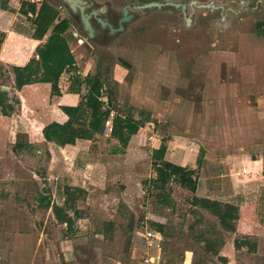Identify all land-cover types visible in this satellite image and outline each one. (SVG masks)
Wrapping results in <instances>:
<instances>
[{
	"label": "rangeland",
	"instance_id": "1",
	"mask_svg": "<svg viewBox=\"0 0 264 264\" xmlns=\"http://www.w3.org/2000/svg\"><path fill=\"white\" fill-rule=\"evenodd\" d=\"M149 1L87 0L95 9L108 8L114 25L120 23L125 6ZM22 2L57 9L59 18L70 24L66 37L75 54L92 75L103 78L116 114L141 121L149 144L154 138L173 141L172 159L185 153L198 170V157L208 149L215 154L230 146L233 134L253 135L254 141L264 143L261 3L232 5L235 12L229 14L196 10L191 27L171 9H129L136 21L124 24L125 33L108 31L94 41L79 16L63 3L16 0L14 5ZM3 88H9L15 111L7 117L0 108V264H264V231H256L254 212L234 222L236 233L226 231L209 210L194 205L197 193L175 178L164 189L171 206L158 204L156 173L147 155L138 160L144 161L137 167L141 176L136 180L128 173L91 170L89 192L77 204L81 219L67 231L53 210L42 206L41 198L62 206L67 177L75 174L50 171L49 147L30 143L31 135L48 120L54 101L47 89L17 94L12 66L0 62ZM234 104L237 108L231 110ZM18 143L22 147L15 149ZM138 161L129 159L131 165ZM76 177L86 180L83 173ZM68 212L75 218L72 210ZM157 224L163 226V234L155 230ZM235 240L249 245L238 250ZM251 245H256L255 251Z\"/></svg>",
	"mask_w": 264,
	"mask_h": 264
},
{
	"label": "crops",
	"instance_id": "2",
	"mask_svg": "<svg viewBox=\"0 0 264 264\" xmlns=\"http://www.w3.org/2000/svg\"><path fill=\"white\" fill-rule=\"evenodd\" d=\"M162 1H173L188 4L186 12L191 16L190 23H187L185 15L182 11L173 7H163L162 9L154 10H174L176 13L183 16L186 27H191L196 10L229 14L230 12H235V8L232 7V5L239 3L241 7L245 8L248 6L250 0ZM255 1L261 3L264 7V0ZM150 2H153V0H150L149 3ZM15 3L16 0H9L8 10H4L1 8L0 0V33H4L6 36L0 48V62L7 66L25 67L34 57L38 59V56H36V50L40 45L47 41L48 35L44 38V40L35 39L34 25L28 21L26 17L20 14L19 11L21 3L16 6L14 5ZM202 5L208 6L201 7ZM223 19L224 17H222V20ZM135 21L136 20L131 21V23L133 24ZM127 29L128 27H125L124 33ZM93 40L97 41L98 39ZM260 40L264 42V38ZM69 45L75 57V64L74 68L68 69L62 74L59 82V96L52 95L51 85L45 83H36L24 86L22 90L17 93L20 94L25 89H47L49 90V97L54 101V106L47 113L48 120L40 125V128L36 131L35 136L31 135L30 143H46L49 147V152L51 154L50 171L55 169V171L60 172L61 170L67 169L70 170L72 174H75V176L71 178L67 177L68 183H66V185L68 186L83 188L89 192L88 186L91 184V178L88 174L91 170L92 173L96 170L99 174L105 173L120 175L121 173H128L131 180H136L137 176H141L137 167H141L144 160L134 162L133 165H131L129 162L130 158L128 150L123 149L119 141L112 136L114 119L117 116L116 112L118 110L110 113L109 118L105 122L103 134H97L92 140H77L74 145L62 147L55 143L47 142L43 136V128L46 125L53 122L64 124L69 120V117L62 110V107H78L81 103L82 96H84L89 89L85 82L87 77L94 76L87 64L82 65L83 63L81 62V58L75 54L70 41ZM260 45L263 47V43H260ZM237 70L239 72V68H237ZM77 80L82 82L80 87L79 85L74 84ZM101 81L104 84L102 100L107 104L110 97L106 93L107 89L103 78H101ZM70 89H80L81 94L73 93ZM111 104L113 106L112 97ZM235 108H237L236 104L231 106V110ZM128 116L129 115H124L123 117L125 118ZM133 118L137 121L135 117ZM231 118H233V115ZM231 127L234 126L232 125ZM145 130L146 129L143 128V136L146 139V144L140 150L144 151L145 155H147L145 160L150 159L152 162V151L155 138L152 143L149 144V139ZM252 137L253 135L247 136L243 134L242 137L238 138L235 134H233V141L232 144L230 143V146H226L225 148L221 147L222 150L217 149L215 154L210 152L211 150L208 149L205 156H201L202 161L198 170L196 161L192 160L189 162L188 159L184 158L185 153H179L175 158L176 160L172 159V151H174L175 148L173 141L167 143L165 160L185 168L189 166L190 170L192 169L197 171L196 193L199 198L236 206L243 211V219H246L245 213H248L249 211L252 213L254 212L251 215H255L256 217L251 220L253 225L256 226V231H264V152H261L264 151V143H262V141H254L255 139H252ZM194 158L196 157L194 156L193 159ZM179 160L181 163L176 164V161L178 162ZM64 163L68 164L70 167L65 168ZM96 163H99L100 166H96ZM57 166L59 167L58 170H56ZM81 173H83L86 180L76 177V174ZM117 180L121 179H118L117 177ZM251 233L254 234L253 228ZM44 264L49 263L45 262Z\"/></svg>",
	"mask_w": 264,
	"mask_h": 264
},
{
	"label": "trees",
	"instance_id": "3",
	"mask_svg": "<svg viewBox=\"0 0 264 264\" xmlns=\"http://www.w3.org/2000/svg\"><path fill=\"white\" fill-rule=\"evenodd\" d=\"M9 0H1V8L8 10ZM20 14L27 18L34 27V38L44 40L48 35L47 41L40 45L36 50V56L30 60L25 67H12L16 89L21 91L24 86L36 83L50 84L52 95L59 96V82L62 74L68 69L74 68L75 57L71 51L66 34L70 24L66 19L59 18L57 9L49 4L42 3L40 7L35 3L22 2ZM5 34L0 33V48L5 40ZM86 86L88 92L82 96L81 103L78 107H62L69 120L64 124L56 122L50 123L43 128V136L47 142L55 143L59 146L76 144L77 140H92L97 134H103L106 120L110 113L115 111L111 104V98L106 104L103 98V82L99 74L88 76ZM74 84L81 86L80 80ZM71 92L81 94V90L70 89ZM8 92L0 90V108L3 116H10L15 111V107L9 103ZM108 105V106H107ZM144 124L136 121L133 117H123L118 114L114 119L112 136L121 144L122 148L128 150L129 158L132 161L141 160L145 152L140 149L146 144L143 136ZM18 143L14 148H21ZM167 152V142L155 139L152 151V165L154 167L156 178L154 183L155 189L160 191L156 195L158 204L170 207L171 199L164 193L167 184L173 178L177 179L182 187L190 190L192 193L197 191L196 171L175 165L165 160ZM202 157H198V166L201 165ZM65 199L62 206L51 205L50 199L41 198V204L46 209H52L56 220L66 225L67 231H72L75 220L81 219V211L77 204L84 200L87 191L78 187H65ZM194 205H200L202 208L209 210L218 220L222 228L226 231L236 233L235 221L244 218L243 211L238 207L230 204H224L218 201L203 199L195 196ZM72 210L73 218L68 210ZM114 224H110L113 230ZM155 230L163 234V226L156 225ZM249 243H241L235 240L236 249L248 246ZM256 245H251L250 250L255 251Z\"/></svg>",
	"mask_w": 264,
	"mask_h": 264
},
{
	"label": "water",
	"instance_id": "4",
	"mask_svg": "<svg viewBox=\"0 0 264 264\" xmlns=\"http://www.w3.org/2000/svg\"><path fill=\"white\" fill-rule=\"evenodd\" d=\"M57 1L69 7L71 12L74 13L75 15L78 13L81 14L79 19H80V23L82 24V28L84 32L87 34L89 38L94 39L96 34V29L92 24L91 18L93 15L98 16L99 13H105L106 8L103 7L100 9H95L92 12V14H87V9L92 8L93 6L92 4L84 0H57ZM207 6L208 5H202L201 7H207ZM163 7H173L175 9L182 11V13L185 15V19L187 23L191 22V16L188 15V13L186 12V8L188 7V4L181 2H173V1H165V2L157 1V2L145 3L142 5H136V6H131V5L125 6L123 9L125 16L121 19L118 28L114 27L113 24L109 23L107 19L106 20L99 19V23L103 28L109 27L111 34H116L118 32H123L125 30L124 24L129 22L132 19V17H134L133 15L128 16L129 9L146 11V10L162 9ZM8 90H9L8 88L2 89L3 92H8Z\"/></svg>",
	"mask_w": 264,
	"mask_h": 264
},
{
	"label": "flooded vegetation",
	"instance_id": "5",
	"mask_svg": "<svg viewBox=\"0 0 264 264\" xmlns=\"http://www.w3.org/2000/svg\"><path fill=\"white\" fill-rule=\"evenodd\" d=\"M84 1H86L87 2V0H84ZM95 10V8H88L87 9V14H92V12ZM107 14H108V8H106V11H105V13H99L98 14V16H92V18H91V21H92V24H93V26H94V28L96 29V34H95V38L94 39H101V37L102 36H104V33L105 32H108L109 31V33H111V31H110V29H109V27H106V28H103L102 26H101V24L99 23V19H103V20H108L109 21V23H111V21H110V19L107 17ZM76 15H78L79 17H80V13H78V14H76ZM130 15H133L134 17H132V19L130 20V21H134L135 20V15L134 14H132V13H129L128 12V16H130ZM125 16V14H124V12H122V17H121V19L123 18ZM129 21V22H130ZM112 24V23H111ZM119 25H120V23H118L117 25H114L113 24V26L114 27H116V28H118L119 27ZM81 27H82V24H81Z\"/></svg>",
	"mask_w": 264,
	"mask_h": 264
}]
</instances>
